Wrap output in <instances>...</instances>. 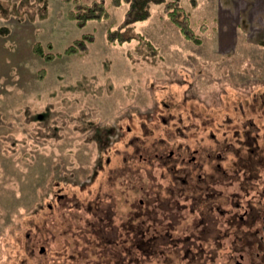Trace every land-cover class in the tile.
Masks as SVG:
<instances>
[{"label":"rangeland","instance_id":"rangeland-1","mask_svg":"<svg viewBox=\"0 0 264 264\" xmlns=\"http://www.w3.org/2000/svg\"><path fill=\"white\" fill-rule=\"evenodd\" d=\"M105 1L111 17L80 28L67 16L73 2L0 0V264H174V243L157 241L152 255L142 254L140 201L160 193L156 153L173 148L159 141L177 117L188 121L187 108L203 118L213 108L216 124L264 84V35L252 37L254 45L240 35L237 48L221 52L236 38L220 35L217 0H200L196 9L181 1L200 44L182 36L162 5H151V17L129 31L142 39L114 45L107 31L119 26L127 5ZM89 33L94 41L84 54H63ZM37 45L62 55L46 60ZM157 113L169 123L154 131ZM127 115L133 131L123 136L131 140L113 144L117 155L109 152L116 176L96 175L99 150ZM167 251L171 258L162 259Z\"/></svg>","mask_w":264,"mask_h":264},{"label":"flooded vegetation","instance_id":"flooded-vegetation-1","mask_svg":"<svg viewBox=\"0 0 264 264\" xmlns=\"http://www.w3.org/2000/svg\"><path fill=\"white\" fill-rule=\"evenodd\" d=\"M257 88L259 95H248L234 109L228 106L216 124L213 108L204 109L206 118L187 108L188 121L177 117L174 130L167 129L170 134L159 141L173 148L156 153L162 170L160 193L153 195L154 201L150 193L140 201L146 208L144 241L174 243V264H264V84ZM127 117L126 124L118 120L116 127L106 130H111L112 140L99 150L96 175L108 171L116 176L119 165L114 167L109 152L118 142L127 146L131 140L123 136L133 131L131 116ZM168 123L157 113L151 125L155 131L154 126L161 130ZM141 126L143 132L151 130ZM96 128L103 135L105 130ZM205 139L206 147L201 143ZM139 155L148 165L153 161ZM157 224L161 229L154 233Z\"/></svg>","mask_w":264,"mask_h":264},{"label":"trees","instance_id":"trees-1","mask_svg":"<svg viewBox=\"0 0 264 264\" xmlns=\"http://www.w3.org/2000/svg\"><path fill=\"white\" fill-rule=\"evenodd\" d=\"M65 2H73L74 6L71 8L67 16L68 18L75 23L77 27H84L90 20H103L111 17V7L107 5L105 0H64ZM182 0H111V6L118 8L123 4L127 5V10L125 12L124 19L116 28H110L107 31L106 39L107 42L111 45L121 44L124 42L132 41L133 39H142V37L129 31L134 27L135 24L139 21L147 20L151 17V5H162L164 16L168 18L171 22L176 24L182 36L192 42L193 44L202 43V37L197 34L191 24V16L187 12L181 3ZM191 7L195 8L198 6L200 0H189ZM205 26V25H202ZM204 29V28H203ZM94 41V35L84 34L80 38L76 39L71 45H69L63 54L65 55H79L84 54L89 43ZM34 52L40 56H44L46 60H53L56 56H61L62 54H53L45 53L42 45H37L34 47ZM145 230L141 234L142 244L146 247L144 253H149L147 250L154 251V244L158 243L156 240L147 243L144 241ZM108 250V249H105ZM174 253V252H173ZM131 254V253H130ZM152 255V254H151ZM161 256V255H160ZM159 257V256H158ZM171 258L170 251L164 252L162 254L163 258ZM131 259V258H130ZM168 263V262H166Z\"/></svg>","mask_w":264,"mask_h":264},{"label":"crops","instance_id":"crops-1","mask_svg":"<svg viewBox=\"0 0 264 264\" xmlns=\"http://www.w3.org/2000/svg\"><path fill=\"white\" fill-rule=\"evenodd\" d=\"M215 16L214 19L219 22L220 35L226 30L227 36L236 38L230 48L221 52L237 48L240 35L250 37V44L254 41L252 37L264 35V0H217Z\"/></svg>","mask_w":264,"mask_h":264}]
</instances>
